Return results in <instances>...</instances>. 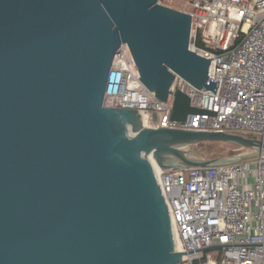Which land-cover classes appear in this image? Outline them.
<instances>
[{"label": "water", "instance_id": "obj_1", "mask_svg": "<svg viewBox=\"0 0 264 264\" xmlns=\"http://www.w3.org/2000/svg\"><path fill=\"white\" fill-rule=\"evenodd\" d=\"M192 18L160 0H0V264H180L162 172L264 154L238 134L147 127L104 106L123 45L166 103L175 74L216 93ZM176 93L172 119L206 114ZM158 125V115L153 113ZM222 143L252 154L211 159Z\"/></svg>", "mask_w": 264, "mask_h": 264}, {"label": "built area", "instance_id": "obj_2", "mask_svg": "<svg viewBox=\"0 0 264 264\" xmlns=\"http://www.w3.org/2000/svg\"><path fill=\"white\" fill-rule=\"evenodd\" d=\"M192 18L191 47L211 60L216 93L179 75L164 104L141 82L131 51L115 55L104 106L139 111L145 126L238 134L264 141V0H166ZM198 39L202 45L197 46ZM206 114L172 119L176 93ZM157 113L158 125L152 115ZM180 264H264V154L213 168L162 172Z\"/></svg>", "mask_w": 264, "mask_h": 264}, {"label": "trees", "instance_id": "obj_3", "mask_svg": "<svg viewBox=\"0 0 264 264\" xmlns=\"http://www.w3.org/2000/svg\"><path fill=\"white\" fill-rule=\"evenodd\" d=\"M196 44L198 47L201 46L202 45L201 39H198ZM209 144H210L209 146H211L212 148L209 151V153H207L208 158L221 159V158L234 157L239 154V152L236 151V149L238 148L235 146L222 144V143H209Z\"/></svg>", "mask_w": 264, "mask_h": 264}, {"label": "rangeland", "instance_id": "obj_4", "mask_svg": "<svg viewBox=\"0 0 264 264\" xmlns=\"http://www.w3.org/2000/svg\"><path fill=\"white\" fill-rule=\"evenodd\" d=\"M160 4L165 6V7H169V8H172V9H176V6L175 5H170L169 3H167L166 0H160ZM210 144H203L202 145H199V146H195V147H192V150L194 152H196L197 154L201 155L202 157H208L207 153H209V151L211 150V146H209ZM236 151L239 152L238 155H244V154H252L254 153V151L252 150H240V149H236ZM215 255L218 256V264H220L221 260H222V256H223V253L222 251H217L215 252Z\"/></svg>", "mask_w": 264, "mask_h": 264}, {"label": "bare ground", "instance_id": "obj_5", "mask_svg": "<svg viewBox=\"0 0 264 264\" xmlns=\"http://www.w3.org/2000/svg\"><path fill=\"white\" fill-rule=\"evenodd\" d=\"M147 127H148V126H147ZM157 169H158V168H156V172L158 171Z\"/></svg>", "mask_w": 264, "mask_h": 264}]
</instances>
